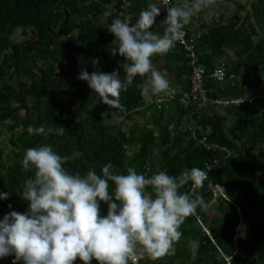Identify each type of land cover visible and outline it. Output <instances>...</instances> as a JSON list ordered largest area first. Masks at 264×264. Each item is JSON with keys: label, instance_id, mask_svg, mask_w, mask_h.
<instances>
[{"label": "trees", "instance_id": "trees-1", "mask_svg": "<svg viewBox=\"0 0 264 264\" xmlns=\"http://www.w3.org/2000/svg\"><path fill=\"white\" fill-rule=\"evenodd\" d=\"M149 3L161 8L151 31L163 35L166 13L156 0H0V193L9 194L0 199V219L11 211L28 210L21 193L34 172L23 169L22 158L30 147L51 145L65 158L66 170L81 176L89 170L99 175L110 162L119 174L133 167L146 176L165 171L178 177L194 167L205 170L218 158L215 167L205 170L208 178L198 190L208 207L197 208L198 220L190 216L181 225L175 255L156 261L140 256L138 264H224L222 255L234 264H264V97L254 105L199 111L195 137L208 143L206 147L183 130L184 110L192 104L183 107L177 97L189 87L191 66L177 42L166 55L152 59L157 70L172 76L171 99L164 100L162 94L159 102H146L141 96L146 78L137 77L120 94L125 108L121 112L109 109L78 79L82 69L89 74L117 70L123 79L124 58L110 53L116 44L101 23L102 13L114 9L109 23L120 18L134 24ZM232 4L216 8L207 18L199 14L191 21L194 27L184 28L187 36L197 34L194 53L204 64L203 85L221 97L241 95L264 80V0ZM17 28L20 39L12 37ZM220 57L236 78L221 81L226 87L216 93L208 74ZM138 112L141 123L132 118ZM29 125L63 126L66 131L63 136L36 135L28 133ZM212 184H218L220 192H213ZM113 188L110 183L109 190ZM190 188L189 183L180 191ZM100 212L107 214L106 203L100 202ZM239 216L247 233L233 238ZM239 230L244 236V226ZM189 239L199 242L195 259L184 250ZM13 258H0V264H12ZM75 264L83 262L77 259Z\"/></svg>", "mask_w": 264, "mask_h": 264}, {"label": "clouds", "instance_id": "clouds-1", "mask_svg": "<svg viewBox=\"0 0 264 264\" xmlns=\"http://www.w3.org/2000/svg\"><path fill=\"white\" fill-rule=\"evenodd\" d=\"M163 3L168 5L163 35L151 31L161 15L156 3H149L134 24L120 18L109 23L114 9L102 13L101 23L114 35L112 42L116 44L110 53L124 58L123 79L121 71L89 74L83 69L78 79L86 81L109 109L125 111L120 94L126 92L137 77L146 78L141 89L146 102L151 103L162 94L171 96L170 82L154 67L153 57L166 55L182 40L183 30L193 17L217 6V0H182L176 4L163 0ZM254 89L244 92L251 93ZM27 131L63 136L66 129L29 125ZM64 163L65 158L51 145L25 150L23 169L34 172L33 179L26 182L21 193L28 202V210L25 213L11 211L0 219V258L13 256L12 264L20 261L23 264H75L77 259L83 264H91L93 260L97 264H138L140 256L146 254L156 261L175 255V245L182 236L181 225L197 214V208L206 210L208 207L198 193L208 178V171L201 168L184 170L178 177L165 171L146 176L138 174L133 167L126 169L127 174H119L109 162L101 168V174L89 170L81 176L79 172L73 174L66 170ZM110 183L114 185L112 191ZM189 183L190 191L181 192ZM220 190L219 186L216 191ZM8 196L7 192L0 193V199ZM100 202L107 204L104 216ZM242 224L244 236L236 234L237 226ZM234 228L233 238L245 237L247 225L241 216ZM203 229L207 233L206 228ZM198 248L199 242L191 241L193 259Z\"/></svg>", "mask_w": 264, "mask_h": 264}, {"label": "built area", "instance_id": "built-area-1", "mask_svg": "<svg viewBox=\"0 0 264 264\" xmlns=\"http://www.w3.org/2000/svg\"><path fill=\"white\" fill-rule=\"evenodd\" d=\"M160 5H163L165 8V13L167 14V7L163 3V0H156ZM174 0H172L173 4ZM183 38L180 41H177L184 50L187 52V56L189 57L188 63L191 66V74L189 76V87L186 90H181L179 92V96L177 99L183 107L189 106L192 104V109L188 111V121L186 120V116H182V121L184 123V129L190 133V135L195 138L198 142L202 143L206 147H208V143L203 141V139L196 138L195 136V128H199L194 124V121L199 118V111L206 110L207 114L212 113V108L221 109L228 105L238 106L243 103L248 104H257L264 97V80H261L259 84L255 87L254 93L244 92L242 95L236 97H221L219 95H215L211 92L210 89L205 88L203 85V77H204V64L197 60V55L194 53V40L197 34H191L187 36V32L183 30ZM208 77L212 78L215 81H228L233 82L236 78L235 74L232 71H228L226 64L223 62V58H218L216 64L212 71L208 74ZM173 95L164 97V100L171 99ZM245 98V99H244ZM242 99L243 102L239 103ZM161 98L154 97L153 101L159 102ZM213 146V144H211ZM224 149V148H223ZM226 154L228 151L224 149ZM218 163V158L214 159L211 163H207L205 165V170H209L215 167ZM224 259V264H234L230 260V256L222 255Z\"/></svg>", "mask_w": 264, "mask_h": 264}, {"label": "rangeland", "instance_id": "rangeland-1", "mask_svg": "<svg viewBox=\"0 0 264 264\" xmlns=\"http://www.w3.org/2000/svg\"><path fill=\"white\" fill-rule=\"evenodd\" d=\"M150 2H152V0H149ZM225 1V0H224ZM227 1V0H226ZM225 1V2H226ZM223 2V1H222ZM221 2V3H222ZM227 3H229L230 4V2H227ZM12 37H15L16 39H20V38H22V36H21V31H20V29L19 28H17L16 30H15V32L12 34ZM164 72V71H163ZM163 75H166V73H164ZM249 75V77H251V75L250 74H248ZM168 80H169V82H170V80H172V76H167L166 77ZM145 82H146V80H145ZM145 82H143V84H145ZM212 87L214 88L213 89V91L214 92H218V91H223L224 89H225V85L221 82V81H215V82H212ZM251 93H254L253 91H251ZM226 97H228V96H226ZM190 110L192 109V107L190 106V108H189ZM141 110H142V108H140V112H141ZM140 112H138V114H133V116H132V118H133V120H135V121H139V123H141L142 122V115L140 114ZM188 110L187 111H185L184 110V115L186 116L185 118H186V120L188 121ZM147 114V113H146ZM5 132V130H3V132H2V136H5L6 135V133H4ZM211 187V189H212V191L213 192H216V187H213L212 185L210 186ZM242 226V225H241ZM239 225L237 226V228L236 229H238L239 230ZM235 229V228H234ZM235 229V230H236ZM239 232V233H238ZM238 232H236V234H240V230L238 231ZM191 241H194L193 239H189L188 240V243H187V245H186V248H184V250H185V253H187V252H192V250H191ZM180 243V242H179ZM180 248H181V244H177ZM143 256H145V258L143 259V260H145V259H147L148 260V256L146 255V254H144ZM178 259V258H177ZM176 262H177V260H175Z\"/></svg>", "mask_w": 264, "mask_h": 264}, {"label": "crops", "instance_id": "crops-1", "mask_svg": "<svg viewBox=\"0 0 264 264\" xmlns=\"http://www.w3.org/2000/svg\"><path fill=\"white\" fill-rule=\"evenodd\" d=\"M222 1H223V2H222ZM225 1H226V0H225ZM225 1H224V0H217V6H216L214 9L206 10V11L200 13L201 16H202L203 18H207L208 16H210V13L213 12L216 8L231 7V6L233 5V4H232V0H227L226 2H225ZM178 2H182V0H174L173 4H176V3H178ZM221 2H222V3H221ZM227 2H230V4L227 3ZM189 26L194 27L193 22H191V23L189 24ZM226 52H227V54H228L229 56H231V57L233 58L232 52H231L230 50H226ZM222 58H223V57H222Z\"/></svg>", "mask_w": 264, "mask_h": 264}, {"label": "bare ground", "instance_id": "bare-ground-1", "mask_svg": "<svg viewBox=\"0 0 264 264\" xmlns=\"http://www.w3.org/2000/svg\"><path fill=\"white\" fill-rule=\"evenodd\" d=\"M240 226H241V225H239V227H240ZM243 226H244V225L242 224V227H243ZM239 227H238V228H239ZM240 236H241V235H240Z\"/></svg>", "mask_w": 264, "mask_h": 264}]
</instances>
